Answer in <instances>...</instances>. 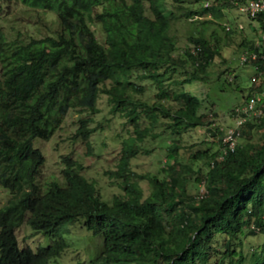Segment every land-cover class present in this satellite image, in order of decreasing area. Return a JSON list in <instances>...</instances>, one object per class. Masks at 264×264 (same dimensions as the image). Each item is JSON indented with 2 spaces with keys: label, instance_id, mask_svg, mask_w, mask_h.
Segmentation results:
<instances>
[{
  "label": "trees",
  "instance_id": "16d2710c",
  "mask_svg": "<svg viewBox=\"0 0 264 264\" xmlns=\"http://www.w3.org/2000/svg\"><path fill=\"white\" fill-rule=\"evenodd\" d=\"M15 1L36 11L39 21L28 35L12 39L0 26V186L10 195L0 204V264H49L67 247V235L79 220L104 238L91 264H264V242L250 258L244 253L247 229L264 234V111L242 124L235 149L226 152L229 124L211 123L210 115L199 111L202 99L185 87L205 80L222 53L209 38L223 15L219 3L240 6L245 0H210L209 5L206 0ZM182 17L205 18L202 29L189 37L192 45L179 51L176 30ZM252 18L257 32H264V13ZM93 23L105 32L104 42ZM257 41L245 49H256ZM248 63L263 70L260 81L264 58ZM188 64L192 70H186ZM134 74L156 85L154 101L143 98L146 86L134 81ZM252 83L251 90H264L261 82ZM102 94L111 112L126 117L133 130L124 139L117 169L109 172L122 189L112 200L102 196L83 173V162L71 154L62 156L66 184L41 180L45 155L33 143L50 138L71 109L98 112ZM162 117L178 135L208 126L219 143L215 152L207 148L192 155L208 164L195 195L187 186L193 170L180 161L179 143L168 145L163 177L131 166L140 142L159 136L153 128ZM90 122L81 118L73 139L88 141L95 130ZM144 179L148 194L140 184ZM24 223L51 242L21 247L16 228Z\"/></svg>",
  "mask_w": 264,
  "mask_h": 264
},
{
  "label": "rangeland",
  "instance_id": "374dc122",
  "mask_svg": "<svg viewBox=\"0 0 264 264\" xmlns=\"http://www.w3.org/2000/svg\"><path fill=\"white\" fill-rule=\"evenodd\" d=\"M220 4L223 15L219 19L220 23H216L217 34L209 38L218 44L222 53L208 67L205 80L194 81L185 87L202 99L199 111L210 115V122L222 127L231 123L232 108L243 104L245 97L255 90H251L253 87L251 77L255 74L256 68L251 63H240L239 55L251 40H258L260 33L255 29L256 22L253 18L243 13L238 4L224 1ZM199 6L200 4H194L195 8ZM204 18L197 21L182 17L177 23L176 40L179 51L192 45L193 42L189 37L202 29L200 22ZM38 21L37 12H28L18 1L0 0V26L11 39L17 37L18 34L28 35L33 28H37ZM240 23L243 24V29L237 28ZM227 24L233 28L231 33L225 29ZM93 27L100 41L104 42L105 32L101 26L93 23ZM192 67L188 64L186 70H192ZM180 74L175 73V75ZM226 79L230 83L226 82ZM133 80L145 84L146 89L142 94L144 99L149 102L155 100L158 89L152 80H140L136 74ZM260 82L264 84V77H260L258 85ZM98 106L99 111L96 113L87 109H71L61 127L50 138L37 137L33 143L45 155V162L39 175L41 180L56 178L61 184H66V179L62 174L64 166L62 156L71 154L83 162V173L94 181L96 187H99L102 196L107 200H112L114 196L122 193V189L119 179L112 177L109 172L117 169L124 139L133 134V130L126 117L111 112L106 95H101ZM83 117L91 118L90 127L95 129L88 141L73 139ZM148 120L147 116L144 117L143 125L148 124ZM207 128L208 126H198L183 135H178L171 133L167 128V120L162 117L160 123L153 128V132L159 136H147L140 142V152L131 160L133 170L140 173H156L159 177H163L165 172L162 168H167L168 145L179 143L180 161L191 165L193 170L188 172L187 186L189 192L195 195L200 191L199 182L208 170V164L206 158L194 159L192 155L198 150L208 148L209 152H215L219 148V143L216 144L213 141L214 136ZM196 177L199 181H196ZM140 184L148 194V180H141ZM9 196L8 191L0 186V204H3ZM108 203L112 204L110 201ZM16 235L21 247L30 245L36 249L39 245H47L51 242L49 236L36 232L28 223L16 228ZM244 238V253L250 258L251 254L262 246L264 234L254 232L251 228L247 229ZM66 239L67 247L59 257L52 258L49 264H91V261L103 249V235L93 234L84 226L83 220L72 225L71 232Z\"/></svg>",
  "mask_w": 264,
  "mask_h": 264
},
{
  "label": "built area",
  "instance_id": "2783aa9c",
  "mask_svg": "<svg viewBox=\"0 0 264 264\" xmlns=\"http://www.w3.org/2000/svg\"><path fill=\"white\" fill-rule=\"evenodd\" d=\"M209 4V1H206ZM239 9L247 14L249 17H257L260 13H264V0H245ZM243 24H240L242 27ZM229 29L230 26L227 25ZM199 46H194L193 50L197 51ZM264 32H261L257 41V48L254 50L245 49L239 55L241 63L245 64L259 58H264ZM257 73L259 75H253L252 81L259 82V76L263 73L257 66ZM264 111V90H255L246 102L240 106H237L233 113V121L226 127L225 135L223 137L225 143V151L234 150L238 143V135L241 131L242 124L250 117H259ZM204 190V189H203Z\"/></svg>",
  "mask_w": 264,
  "mask_h": 264
},
{
  "label": "clouds",
  "instance_id": "9594fccd",
  "mask_svg": "<svg viewBox=\"0 0 264 264\" xmlns=\"http://www.w3.org/2000/svg\"><path fill=\"white\" fill-rule=\"evenodd\" d=\"M206 1H209V4H210V0H206ZM206 1L204 2L205 5H207V4H206ZM209 4H208V5H209ZM227 25H228V24H227ZM229 26H230V25H229ZM230 28H231V26H230ZM230 28H229V29H230ZM227 29H228V28H227ZM239 61H240V60H239ZM240 63H241V62H240ZM242 64H243V63H242ZM245 64H248V63H245ZM255 68H256L255 74H257V66H256ZM255 74H254V75H255ZM231 79H233V78H231ZM251 79H252V77H251ZM251 81H252V80H251ZM258 83H259V82H258ZM258 83H257V84H258Z\"/></svg>",
  "mask_w": 264,
  "mask_h": 264
}]
</instances>
